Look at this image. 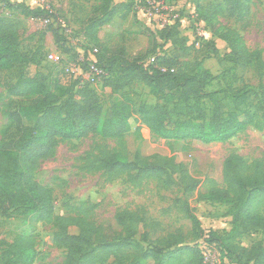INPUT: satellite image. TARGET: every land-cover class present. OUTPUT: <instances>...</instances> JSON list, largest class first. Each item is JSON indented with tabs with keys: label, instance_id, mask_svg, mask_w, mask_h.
<instances>
[{
	"label": "trees",
	"instance_id": "1",
	"mask_svg": "<svg viewBox=\"0 0 264 264\" xmlns=\"http://www.w3.org/2000/svg\"><path fill=\"white\" fill-rule=\"evenodd\" d=\"M126 1L97 0L85 22L86 40L102 53L100 60L95 61L104 71L97 81L109 87L112 93H121L136 83L143 84L161 103L142 104L138 109L126 102L120 105L113 103L104 115L100 98L91 89L90 82L80 86L79 100L68 98L63 101L56 93L47 90V76L43 72L29 73L28 56L20 46V38L25 33L23 23L19 19L0 15V71L15 74L13 80H8L5 85L7 94L30 101L8 112L9 123L0 141V215H32L37 222L54 224L58 228L54 234V245L66 250L62 264H142L143 259H151L156 264H174L181 258L172 254L182 251H187L182 264H203L198 242L181 247L185 235L180 230L162 238L150 239L146 231L140 232L139 223L143 220L131 212L116 214L122 231L113 235L107 233L102 225H96L80 209L72 216L56 217L54 190L35 179V172L41 163L54 156L62 141L89 134H99L102 139H123L131 131L130 120L134 115H138L140 123L155 135L172 145H180L184 150L190 142L224 143L249 126H263L262 49L249 50L234 30L220 33L214 20L215 12L205 9L201 0H192L197 18L212 29L213 37L227 43L230 52L223 58L215 48L214 39L210 43H201L199 47L196 46V38L189 43V38L181 35L179 21L159 29V37L147 34L152 47L144 52L132 55L121 45L110 48L101 40L99 32L117 15L125 17L130 7ZM251 1L228 0L225 12L230 17L243 20ZM0 3L27 18H53L55 21L53 13L31 8L23 1L0 0ZM54 21L49 25H54ZM61 39L66 42L62 36ZM159 39L164 44L171 42L174 52L159 53L164 45L158 42ZM209 44L213 48L207 51L206 57L216 58L224 68L222 73L213 74L204 66L203 58L181 63V60L204 49L206 52ZM152 55L153 61L146 63L147 57ZM227 58L234 59L236 64L242 62L244 67L253 64L262 91L252 89L242 78L231 73L224 62ZM89 63L84 68L87 69ZM216 82L219 88L209 90ZM239 82L242 85H236ZM28 114L36 116L33 125L24 124V117ZM80 161V168L87 173L126 175L133 185L154 179L167 188L180 185L183 193L190 195L199 184V180L174 155L143 156L137 151L131 161L124 153L104 148L97 154L88 153L80 157ZM222 172L224 188L213 181L208 191L200 193L199 200H229L230 228L210 230L207 241L235 264H264V240L255 242L251 247L237 244L245 235L264 233V215L259 212L260 205L264 204V157L250 162L238 153H231L224 159ZM185 206L193 230L205 236L195 209L187 203ZM152 222L161 229L158 221ZM72 226L80 230L78 234L68 231ZM138 235L146 244L136 239ZM3 244L0 264H35L38 251L33 232L20 233L13 243ZM111 258L113 262L109 263Z\"/></svg>",
	"mask_w": 264,
	"mask_h": 264
},
{
	"label": "rangeland",
	"instance_id": "2",
	"mask_svg": "<svg viewBox=\"0 0 264 264\" xmlns=\"http://www.w3.org/2000/svg\"><path fill=\"white\" fill-rule=\"evenodd\" d=\"M13 3L29 0H10ZM121 3L122 0H114ZM144 0H127L130 5L125 17L117 15L114 20L104 26L99 32L101 40L110 48L117 45L125 47L130 54L146 51L150 46L147 34L157 33L163 25L172 23L174 17L180 23L181 35L189 38V43H201L215 40V48L223 58L230 52L227 43L212 36V29L205 22L197 18V12L192 0L160 1L166 18L145 14L140 11ZM228 0H201L205 9L215 12V22L219 32L229 29L236 31L249 50L262 49L264 51V0H252L243 20L230 17L225 12ZM97 0H45V3L54 11L55 23L49 25L41 18H27L15 11H10L5 4L0 3V15L10 16L22 21L25 33L20 38L21 49L27 54V71L31 74L41 71L47 76V90L56 93L61 100L80 99L78 91L81 89L77 79L67 73L65 67L78 65L84 68L89 61H99L102 53L95 45L90 44L85 36V22L91 15L92 7ZM163 11V10H161ZM124 13V12H123ZM123 15V14H122ZM167 15V16H166ZM57 28H59L57 31ZM61 36L65 39L64 42ZM164 44V41H158ZM213 47L209 44L203 52H198L181 63L193 61L194 58L204 59V66L217 75L224 71L214 57H206L207 51ZM161 54H170L173 51L171 42L160 48ZM205 53V54H204ZM51 55H59L62 60L56 62ZM148 56L146 63L151 61ZM264 57V54H263ZM225 65L230 67L231 73L242 78L244 83L256 91H262L260 82L254 73L253 64L247 67L242 62L227 58ZM14 72L0 71V141L8 126V112L19 105H27L29 100L24 97L9 96L5 85L13 80ZM236 85H242L237 83ZM91 89L100 98L103 106V115L111 104L117 105L126 102L136 109L142 104L155 105L161 100L150 93L147 86L133 84L121 93H112L109 87L103 86L100 81L90 85ZM214 83L209 90L218 89ZM36 116L28 114L24 117V124L33 125ZM131 131L123 139H102L99 134H89L73 140H64L56 148L54 156L43 161L35 172V179L54 190L55 216H72L80 209L84 211L96 225H102L107 233L121 232L122 227L116 221V214L120 211L133 213L140 221V232L146 231L150 239L162 238L169 233L180 230L184 233V243L181 247L192 246L205 236L193 230L192 220L186 213L187 203L195 209V214L201 222L205 233L210 230H223L230 227L231 217L228 213L231 203L225 199L220 202L200 201V193H205L214 181L218 187L224 188L223 162L231 153H238L252 162L264 157V124L261 128L249 126L229 141L204 144L198 141L187 144L184 150L180 145H172L161 139L150 129L140 123L138 115L131 120ZM104 148L113 152L127 155L134 160L137 151L143 156L161 154L174 155L179 162L185 164L187 171L199 180L197 189L190 195H185L180 185L167 188L154 179L144 180L139 185L129 183L126 175L110 176L104 172L87 173L80 168V157L90 153L97 154ZM177 180V179H176ZM264 215V204L259 207ZM158 221L161 229L152 222ZM156 232L152 233L151 230ZM58 228L54 224L37 222L32 215L27 217L0 215V255L4 242L13 243L20 233L33 232L36 238L38 256L35 264H62L66 250L54 245V234ZM72 234H78L79 229L72 226L68 229ZM204 233V235H205ZM136 239L141 242L140 235ZM264 240V233L256 232L243 236L237 244L251 247L255 242ZM142 244H146L141 242ZM219 264H235L232 259L226 258L215 247L213 251ZM180 257L182 264L187 251L172 254ZM142 264H156L151 259L141 260ZM113 262L111 258L109 263Z\"/></svg>",
	"mask_w": 264,
	"mask_h": 264
},
{
	"label": "built area",
	"instance_id": "3",
	"mask_svg": "<svg viewBox=\"0 0 264 264\" xmlns=\"http://www.w3.org/2000/svg\"><path fill=\"white\" fill-rule=\"evenodd\" d=\"M27 4L31 8L45 9V10H48L50 13L54 14L53 9L51 8V6L45 3V0H29ZM140 11L145 14H150V15L153 14L158 18H163V19L166 18L164 14V9H162V3H160V1L145 0V4L143 7L140 8ZM175 18L176 17H174L172 23H168V24H173L177 20ZM44 21L46 23H50V22H53L54 19L47 18V19H44ZM164 26L165 25H163L162 28ZM200 45H201V41H197L196 46L199 47ZM50 58L55 60L56 62H59L62 60V57L59 55H56V56L51 55ZM151 60L153 61V59ZM65 70L67 73L72 74L77 80H79L80 85H84L87 82H90L92 84L97 81V79L101 76V74L104 73V71L95 64V61H90L87 69L81 66H78V65H69L65 67ZM207 238H208V234L206 233L204 239L199 241V248L201 249L202 254H203V264H219L217 263L216 255L213 252L215 245L210 244L207 241Z\"/></svg>",
	"mask_w": 264,
	"mask_h": 264
},
{
	"label": "crops",
	"instance_id": "4",
	"mask_svg": "<svg viewBox=\"0 0 264 264\" xmlns=\"http://www.w3.org/2000/svg\"><path fill=\"white\" fill-rule=\"evenodd\" d=\"M230 228V227H229ZM229 228H226V229H229Z\"/></svg>",
	"mask_w": 264,
	"mask_h": 264
}]
</instances>
